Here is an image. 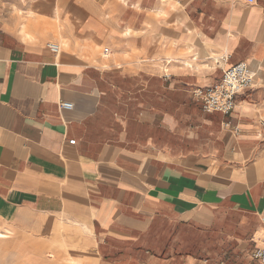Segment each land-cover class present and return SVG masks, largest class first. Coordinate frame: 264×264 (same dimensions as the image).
<instances>
[{
	"label": "crops",
	"instance_id": "obj_1",
	"mask_svg": "<svg viewBox=\"0 0 264 264\" xmlns=\"http://www.w3.org/2000/svg\"><path fill=\"white\" fill-rule=\"evenodd\" d=\"M45 22L113 54H55ZM237 62L252 87L203 110L193 90ZM67 221L96 264H257L264 0H0V227Z\"/></svg>",
	"mask_w": 264,
	"mask_h": 264
},
{
	"label": "rangeland",
	"instance_id": "obj_2",
	"mask_svg": "<svg viewBox=\"0 0 264 264\" xmlns=\"http://www.w3.org/2000/svg\"><path fill=\"white\" fill-rule=\"evenodd\" d=\"M12 9L21 17L23 15L40 17L37 9L26 12L18 7H12ZM58 25L59 27H54L52 23L45 22L40 28L52 35V38L44 41L47 44H58L60 46L58 53L65 58L99 64L100 61L108 60L113 54L112 47L101 38H78L71 32H67L63 24ZM16 26L20 29L25 26V23L20 22ZM27 35L32 36L30 31H27ZM106 47L110 49V54L108 53L109 57L103 58L101 56ZM79 228L77 224L70 221L58 222L46 233L41 230L17 232L0 227L2 234L0 235V264H96L92 247L85 245V240L80 239L82 233ZM82 231L86 230L82 228Z\"/></svg>",
	"mask_w": 264,
	"mask_h": 264
},
{
	"label": "built area",
	"instance_id": "obj_3",
	"mask_svg": "<svg viewBox=\"0 0 264 264\" xmlns=\"http://www.w3.org/2000/svg\"><path fill=\"white\" fill-rule=\"evenodd\" d=\"M47 46L51 52L58 53L57 44L48 43ZM107 53L108 48H104V54ZM253 81L254 75L250 67L244 62H237L225 68L219 80L208 86L195 88L193 94L200 100L203 110L217 111L229 116L236 106L239 95L250 89ZM59 105L63 108L71 106L68 102H61ZM73 142L74 140H70V143ZM253 257L257 264H264V242L261 246L255 247Z\"/></svg>",
	"mask_w": 264,
	"mask_h": 264
},
{
	"label": "bare ground",
	"instance_id": "obj_4",
	"mask_svg": "<svg viewBox=\"0 0 264 264\" xmlns=\"http://www.w3.org/2000/svg\"><path fill=\"white\" fill-rule=\"evenodd\" d=\"M65 22H66V21H65ZM57 46H58V51H60V46H59L58 44H57ZM96 47H97V46H96ZM91 48H92V47H91ZM101 57H103V58H107V57H109V56H108V53H107V54H104V53H103V56H101ZM0 235H2L1 232H0Z\"/></svg>",
	"mask_w": 264,
	"mask_h": 264
}]
</instances>
